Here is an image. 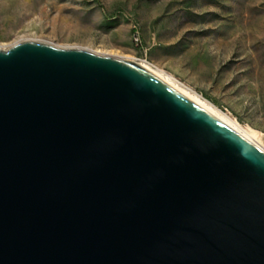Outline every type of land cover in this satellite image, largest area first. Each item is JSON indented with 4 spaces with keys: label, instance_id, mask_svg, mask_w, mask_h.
Masks as SVG:
<instances>
[{
    "label": "water",
    "instance_id": "1",
    "mask_svg": "<svg viewBox=\"0 0 264 264\" xmlns=\"http://www.w3.org/2000/svg\"><path fill=\"white\" fill-rule=\"evenodd\" d=\"M0 264H264V151L133 61L0 48Z\"/></svg>",
    "mask_w": 264,
    "mask_h": 264
},
{
    "label": "rangeland",
    "instance_id": "2",
    "mask_svg": "<svg viewBox=\"0 0 264 264\" xmlns=\"http://www.w3.org/2000/svg\"><path fill=\"white\" fill-rule=\"evenodd\" d=\"M25 40L159 69L264 149V0H0V48Z\"/></svg>",
    "mask_w": 264,
    "mask_h": 264
},
{
    "label": "bare ground",
    "instance_id": "3",
    "mask_svg": "<svg viewBox=\"0 0 264 264\" xmlns=\"http://www.w3.org/2000/svg\"><path fill=\"white\" fill-rule=\"evenodd\" d=\"M134 63H136L140 67L148 70L149 72L153 73L158 78H160L161 80H163L167 84L171 85L173 88H175L176 90H178L179 92H181L182 94H184L186 97H188L189 99H191L193 102H195L196 104H198L199 106H201L203 109H205L206 111H208L209 113H211L212 115H214L215 117H217L220 121H222L223 123H225L226 125H228L234 131H236L237 133H239L240 135H242L243 137H245L246 139H248L249 141H251L252 143H254L255 145H257L256 144L257 142L255 143L254 142L255 140L253 141V138L251 137V135L247 131H245L244 129H242L237 122H235L234 120L230 119L226 115H224L221 112H219L218 110H216L210 103H208L205 100H203L197 94H195V93L189 91L188 89L184 88L183 86L179 85L177 82H175L171 78V76H169L168 74L164 73L163 71H161L159 69H156V68H153L152 66H150L148 64H145L143 62H134ZM262 150L264 151V149H262Z\"/></svg>",
    "mask_w": 264,
    "mask_h": 264
},
{
    "label": "built area",
    "instance_id": "4",
    "mask_svg": "<svg viewBox=\"0 0 264 264\" xmlns=\"http://www.w3.org/2000/svg\"><path fill=\"white\" fill-rule=\"evenodd\" d=\"M134 36H135V37H134V40H135V41H138V35L135 33Z\"/></svg>",
    "mask_w": 264,
    "mask_h": 264
}]
</instances>
